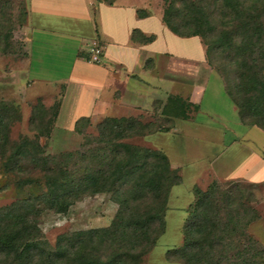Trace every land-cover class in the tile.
Here are the masks:
<instances>
[{
    "label": "trees",
    "instance_id": "1",
    "mask_svg": "<svg viewBox=\"0 0 264 264\" xmlns=\"http://www.w3.org/2000/svg\"><path fill=\"white\" fill-rule=\"evenodd\" d=\"M180 1L183 15L173 1L166 3L162 13L164 25L180 37H199L209 65L212 55L218 51L225 55L229 65L235 61L241 68V74L235 79H230L223 65L213 69L237 107L240 121L264 131V75L254 58L255 46L263 32L260 18L264 17V0H217L223 11L236 17L241 15L244 26L241 35L223 32L211 39L208 38L213 32L210 12L195 2L200 0ZM145 15L144 11H138L139 17ZM247 26L252 27L247 30ZM154 38L136 31L132 33V40L139 39L142 43L152 42ZM258 59L263 61L264 55ZM43 110L41 104L33 108L31 126L43 121ZM12 115L16 118V109L0 103V158L6 170L20 171L22 162L38 169L41 178H23L17 186L39 187L40 193L0 207V264H139L141 256L163 233L170 190L181 183L161 150L126 142L151 131H142L144 127L132 118H105L97 126V141L106 146L99 154L100 163L93 166L88 162L93 155L88 150L80 154L84 165L76 171L66 163H48L49 157L44 156V148L39 143L41 134L11 142ZM75 123L77 130L78 120ZM75 154L66 153L60 159L67 162ZM218 188L217 181H212L205 190L193 188L188 219L182 227V244L168 250L166 258H176L182 264H264V249L258 250L251 237L247 236L250 244L236 247L231 240H225L237 225L236 231L245 236L244 224L240 225L239 214L232 213L226 214L227 224L223 223L221 207L224 204V208H232V197L229 191L218 195ZM104 193L115 195L118 203L109 227L60 235L53 248H46L37 225L40 207L65 213L77 199ZM147 196L151 206L140 209L139 202ZM102 246L110 249L105 256L98 253Z\"/></svg>",
    "mask_w": 264,
    "mask_h": 264
},
{
    "label": "crops",
    "instance_id": "2",
    "mask_svg": "<svg viewBox=\"0 0 264 264\" xmlns=\"http://www.w3.org/2000/svg\"><path fill=\"white\" fill-rule=\"evenodd\" d=\"M108 2L27 0V80L65 89L56 124L72 129L81 118L115 117L164 96L182 97L195 108L192 119L164 135L188 136L193 127L209 138L208 152L218 146L210 163L214 177L264 182V131L240 121L221 77L206 62L200 38L171 32L151 0ZM140 10L146 15L139 17ZM134 31L155 38L132 40ZM94 43L101 49L98 63L90 61ZM207 99L225 112L222 123L202 115H208ZM195 176L197 171L187 179Z\"/></svg>",
    "mask_w": 264,
    "mask_h": 264
},
{
    "label": "rangeland",
    "instance_id": "3",
    "mask_svg": "<svg viewBox=\"0 0 264 264\" xmlns=\"http://www.w3.org/2000/svg\"><path fill=\"white\" fill-rule=\"evenodd\" d=\"M151 1H153V6L162 9V13L166 3L170 1H173L174 5L180 9L181 15L184 13L180 0ZM195 2L201 3L203 8L210 12L213 32L209 35V39L215 38L223 32L241 35L242 26H244L241 15L236 17L223 11L220 2L217 0ZM27 12V0H0V103L15 108L17 112L16 118L12 115L9 134L11 142L18 143L24 137L34 138V136L41 134L39 143L44 148V156L49 157L48 163H52V161L55 164L64 165L66 163L78 171L84 165L80 160V154L88 150L93 154L89 157L88 162L93 166L100 163L99 154L106 147L97 141V126L100 122L105 118H132L144 127L142 131H151V133L129 138L126 142L139 147L161 150L168 157L170 167L181 178L179 186L177 185V188L173 186L169 193L164 217V231L158 236L155 245L141 256L139 264H182L176 258L167 259L166 252L182 244V227L188 219L187 210L193 201V188L198 187L205 190L212 181L218 182V195L229 191L232 197V208L227 209L224 208V204H220L222 205L220 216L223 223L227 224L226 214L232 213L239 214L237 216L241 218L240 225L243 226L244 224L242 232L245 236L241 237L239 230L236 231L239 227L237 225L235 226L237 233L233 231L226 236L225 240H231L234 246H242L250 244L249 239H247L249 236L255 241V247L258 250L264 249V182L252 183L243 179L222 180L214 177L210 163L218 156V146L214 147L212 144V151L208 152L206 141L209 138H203L201 134L198 135L200 132L195 134L196 132L192 130L193 127H190L191 131L188 136L179 137L176 134H171L166 137L164 135V133H170L176 124L181 125L182 122L191 121L195 108L192 105H186L184 98H165L166 96H164L146 106L134 107L133 111L128 113H118L115 117L109 116L99 120L80 119L77 130L76 125L72 129H67L62 128L58 123L56 124L61 96L65 89L27 80ZM260 21L263 32L260 37L261 41L259 40L255 46L254 58L258 68H263L264 75V60L258 59L264 55V17L260 18ZM251 27L247 26V30ZM212 56L211 65L207 63L211 68L219 65L225 66L231 80L241 74V68L235 64V61L229 65L224 59L225 55H221L220 51ZM213 99L211 101L207 99V103L204 105L207 110L204 112H207L208 115L205 113L202 115L211 116L214 123L219 124L222 123L225 112L223 113L222 109L217 106L218 103H215ZM38 104L44 107L41 116L44 118L42 122L31 126L29 119L33 108ZM55 113L56 117L54 118ZM229 139L227 138V140ZM210 140L215 142L219 141L220 138H211ZM257 148L260 152L263 151L259 146ZM70 152L76 153L73 158L68 159L67 162L60 159V156ZM3 162L4 160L0 158V207L10 206L17 200L40 193L39 187L18 188L17 186V182L23 178H41L38 169L22 162L20 171L17 168L6 170ZM195 171L198 172V176L187 179V175H193ZM194 180L196 184L192 186ZM189 187L191 188L189 189ZM115 200V195L112 193L83 196L70 205L65 213H57L52 209L40 207V216L37 222L40 239L47 243V249H51L60 235L109 227L118 209V203ZM188 201L191 202L187 204ZM151 204L148 196L139 202L140 209L151 206ZM109 251L110 249L106 246L98 248V253L102 256L107 255Z\"/></svg>",
    "mask_w": 264,
    "mask_h": 264
},
{
    "label": "built area",
    "instance_id": "4",
    "mask_svg": "<svg viewBox=\"0 0 264 264\" xmlns=\"http://www.w3.org/2000/svg\"><path fill=\"white\" fill-rule=\"evenodd\" d=\"M101 49L94 43L92 49L91 62L98 63L100 61Z\"/></svg>",
    "mask_w": 264,
    "mask_h": 264
}]
</instances>
